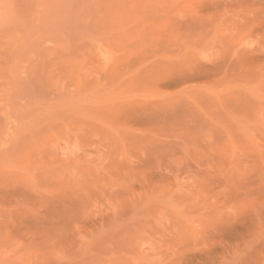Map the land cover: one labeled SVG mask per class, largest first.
<instances>
[{"label": "rangeland", "instance_id": "1", "mask_svg": "<svg viewBox=\"0 0 264 264\" xmlns=\"http://www.w3.org/2000/svg\"><path fill=\"white\" fill-rule=\"evenodd\" d=\"M0 264H264V0H0Z\"/></svg>", "mask_w": 264, "mask_h": 264}]
</instances>
